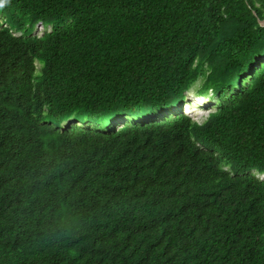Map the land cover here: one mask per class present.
Instances as JSON below:
<instances>
[{
  "label": "trees",
  "instance_id": "obj_1",
  "mask_svg": "<svg viewBox=\"0 0 264 264\" xmlns=\"http://www.w3.org/2000/svg\"><path fill=\"white\" fill-rule=\"evenodd\" d=\"M0 8V264H264V0Z\"/></svg>",
  "mask_w": 264,
  "mask_h": 264
},
{
  "label": "rangeland",
  "instance_id": "obj_2",
  "mask_svg": "<svg viewBox=\"0 0 264 264\" xmlns=\"http://www.w3.org/2000/svg\"><path fill=\"white\" fill-rule=\"evenodd\" d=\"M0 22L3 25H6L7 23V15L4 13V11L0 8ZM52 30V25L49 26H43L41 24L36 25L32 31L33 35H38V36H42L44 35L46 32L51 31ZM16 35H20L19 32H16ZM262 62H264V58L262 57V59H257V65H260ZM38 68H40V64H37ZM203 77H200L199 80L194 83L191 88L189 89V91L187 92V98L185 101V104L183 106H178L175 109H173L171 112H160L157 115L154 116H135L132 114H128L122 118L119 119H115V120H110V121H100V122H93V121H88L85 120L83 121L80 125L85 127V128H91V129H95V130H100V131H107L108 129L112 128L114 129L115 127H122L123 125L130 123V122H145L149 119V117L152 118H156L159 120H165L168 117L177 115L180 110L186 114V108L188 107H192L195 104V101L193 98H191L188 93L189 92H196L197 95H205L207 96L208 93L206 94H201L198 92V90L201 88L202 84H203ZM238 88V86H237ZM217 110V97L214 95H211V97L208 99V101L202 105H198L193 109L192 114L190 115L193 119L196 117L197 111L199 112H210L213 113ZM74 123V121L72 119H68L66 121H63L60 125L61 128L66 127L67 125H69L70 123ZM77 124V123H75ZM256 172V171H255ZM257 173V172H256ZM260 177V179H264V174L263 175H258Z\"/></svg>",
  "mask_w": 264,
  "mask_h": 264
},
{
  "label": "clouds",
  "instance_id": "obj_3",
  "mask_svg": "<svg viewBox=\"0 0 264 264\" xmlns=\"http://www.w3.org/2000/svg\"><path fill=\"white\" fill-rule=\"evenodd\" d=\"M43 26H45L44 24L42 23H39ZM37 24V25H39ZM3 26H6V25H3ZM49 32V31H48ZM20 33V32H19ZM21 34V33H20ZM15 35H16V32H15ZM16 36H19V35H16ZM38 36V35H37ZM43 36V35H42ZM41 37V36H40ZM38 64V63H37ZM40 64V63H39ZM188 95L194 99L195 101V104L192 106V107H188L186 108V114L187 115H191L192 112H193V109L198 106V105H202L204 103H206L208 101V99L211 97L212 95V92L209 91L208 95L205 96V95H197L196 92L192 91V92H189ZM211 115L210 112H199L197 111V114H196V117L194 118V123L198 124V125H202L207 119L208 117ZM191 117V116H190ZM192 118V117H191ZM193 119V118H192Z\"/></svg>",
  "mask_w": 264,
  "mask_h": 264
},
{
  "label": "water",
  "instance_id": "obj_4",
  "mask_svg": "<svg viewBox=\"0 0 264 264\" xmlns=\"http://www.w3.org/2000/svg\"><path fill=\"white\" fill-rule=\"evenodd\" d=\"M260 25L264 27V19L259 21Z\"/></svg>",
  "mask_w": 264,
  "mask_h": 264
},
{
  "label": "snow or ice",
  "instance_id": "obj_5",
  "mask_svg": "<svg viewBox=\"0 0 264 264\" xmlns=\"http://www.w3.org/2000/svg\"><path fill=\"white\" fill-rule=\"evenodd\" d=\"M0 3H3V0H0Z\"/></svg>",
  "mask_w": 264,
  "mask_h": 264
}]
</instances>
